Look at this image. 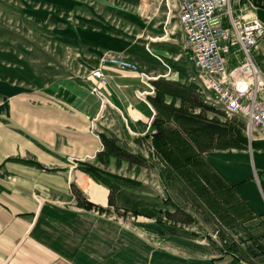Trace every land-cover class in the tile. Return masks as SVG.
<instances>
[{
  "label": "crops",
  "instance_id": "0c3cea01",
  "mask_svg": "<svg viewBox=\"0 0 264 264\" xmlns=\"http://www.w3.org/2000/svg\"><path fill=\"white\" fill-rule=\"evenodd\" d=\"M116 1L124 18L136 22L122 35L100 26L80 32L59 29L80 43L90 60L89 74L66 85L72 86L68 91L72 103L53 109L60 129L56 140L43 133L41 149L31 144L40 151L33 156L34 163L55 168H16L9 177L0 168V264H264V131L248 137L247 121L238 117L244 127L232 126L222 140L198 117L187 62L197 73L198 69L181 28L178 0ZM232 7L234 16L256 17L264 23V0H233ZM107 52L137 61L154 93L145 100L137 97V90H149L138 73L104 67L105 79L94 78L90 71ZM252 55L264 73V37ZM103 126L136 136V142L147 141L150 147L151 139L144 136L154 129L161 132L159 145L169 152V162L158 156L169 165L170 177L200 197L207 218H215L227 247L223 253L210 257L181 253L161 246L141 226L114 218L123 216L122 211L130 213L110 204L115 191H130L116 186V176L123 175L103 166L102 173L86 171L89 165L102 164L95 156L100 148L95 133ZM135 158L109 156V165L123 168L142 161ZM184 170L185 178L179 176ZM197 179H202L200 191ZM91 181L92 192L86 189Z\"/></svg>",
  "mask_w": 264,
  "mask_h": 264
},
{
  "label": "rangeland",
  "instance_id": "374dc122",
  "mask_svg": "<svg viewBox=\"0 0 264 264\" xmlns=\"http://www.w3.org/2000/svg\"><path fill=\"white\" fill-rule=\"evenodd\" d=\"M157 2L146 0L144 4ZM122 11L121 5L113 0H0V168L8 177L11 169L15 172L16 168H55L35 164L33 156L40 155V151L31 144L41 149L43 133L46 139L56 140L55 134L60 129L54 110L67 107L68 101L72 103V98H68L72 86L66 85L89 74L90 60L83 55L80 43L65 36L66 30L59 29L80 32L100 26L122 35L136 23L130 17L124 18ZM187 71L197 95L194 110L208 130L223 140L231 134L232 126L243 128L244 122L238 118L241 116L228 115L221 105L206 99L212 94L203 87L189 61ZM156 132L154 129L149 135L152 137ZM98 133L95 134L100 148L95 156L100 157L102 164L88 168L102 173L99 166H103L121 174L126 179L115 175L116 186L130 189L115 191L110 198L116 209L130 212L122 211L124 217L117 215L115 219L141 226L161 246L181 253L210 257L224 252L227 247L215 218V221L208 219L200 197L193 196L170 177L169 165L147 141L136 142V136L120 129L117 132L113 127H100ZM123 154L139 157L143 162L123 168L120 164L109 165V156L123 158ZM185 175V170L179 173L183 178ZM100 181L103 182L101 178ZM195 183L200 191L202 179ZM127 214L129 218L125 217ZM171 235L179 239H165Z\"/></svg>",
  "mask_w": 264,
  "mask_h": 264
},
{
  "label": "built area",
  "instance_id": "2783aa9c",
  "mask_svg": "<svg viewBox=\"0 0 264 264\" xmlns=\"http://www.w3.org/2000/svg\"><path fill=\"white\" fill-rule=\"evenodd\" d=\"M233 0H180L181 28L192 60L198 69V78L212 96L206 97L221 105L228 115H239L247 121L246 132L264 131V73L256 65L252 52L264 37V23L256 17L233 15ZM104 67L122 72L138 73L149 88L136 91L145 100L154 93L150 78L140 71L137 61L119 53H104L91 75L103 81ZM101 100L104 96L93 89Z\"/></svg>",
  "mask_w": 264,
  "mask_h": 264
},
{
  "label": "trees",
  "instance_id": "16d2710c",
  "mask_svg": "<svg viewBox=\"0 0 264 264\" xmlns=\"http://www.w3.org/2000/svg\"><path fill=\"white\" fill-rule=\"evenodd\" d=\"M160 135H161V132L159 130H157V132L154 133V135L152 137H151V135L147 134L144 136V138L146 140L151 139V142H152L151 144H152L153 148L155 149L157 155H160L163 159H165V160H167V162H169V159H170L169 152L165 151L164 148H160L159 140H158L160 138ZM122 156H124V157L129 156L130 158L132 157L130 155H125V154H123ZM93 170H95V169L90 167L87 169V172L92 175V173H94ZM99 172L100 171H98L97 173H99Z\"/></svg>",
  "mask_w": 264,
  "mask_h": 264
},
{
  "label": "bare ground",
  "instance_id": "6f19581e",
  "mask_svg": "<svg viewBox=\"0 0 264 264\" xmlns=\"http://www.w3.org/2000/svg\"><path fill=\"white\" fill-rule=\"evenodd\" d=\"M179 19H180V22H181V13H179ZM89 188L91 189V192H92V190H93L92 181L87 184V188L86 189H89ZM91 192H90V194H91Z\"/></svg>",
  "mask_w": 264,
  "mask_h": 264
}]
</instances>
